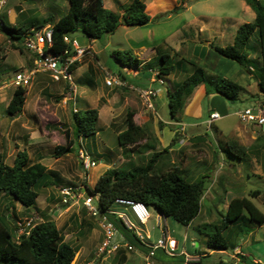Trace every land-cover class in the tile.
<instances>
[{"label":"rangeland","instance_id":"rangeland-1","mask_svg":"<svg viewBox=\"0 0 264 264\" xmlns=\"http://www.w3.org/2000/svg\"><path fill=\"white\" fill-rule=\"evenodd\" d=\"M129 2L130 0H104L108 9L120 13ZM146 2L147 12L152 17L146 25L123 24L115 32L103 33L100 38L90 42L80 32L70 33V37L77 39L78 44L83 42L92 44V52L94 51L82 56L78 60L77 68L81 67L73 72L77 90L76 107L81 111L97 108L101 110L102 115L97 123L96 136L84 138V145L80 138L76 137L69 155L64 154L60 157L54 155V148L57 144L66 143L65 131L68 129L73 134L74 127L73 101L68 100L64 103L68 88L53 84L51 77L42 80L39 78L42 73H37L31 85L27 87L26 115L13 120L7 112V106L15 87L7 84H10L18 71L32 66L29 57L32 53L26 48L23 51L15 48L6 35L0 34V54L3 57L0 61V129L4 130L7 125L10 126L9 134L0 141V149L5 153L6 162L12 165L15 159L14 144L23 139L28 141V136L19 135L34 130L40 137V131L42 132L46 143L41 147L28 149L33 160L36 159V152L42 157L45 156L43 163L57 173L58 178L55 179L57 184L41 187L37 205L28 208L30 211L35 209L40 216L52 218L61 229L64 239L78 248L74 264H85L93 258L100 238L103 239V232L98 219L90 217L84 208L72 205L64 211L58 210L57 206L61 200L60 187L86 183L92 189L97 179L108 168H115L124 173L134 171L135 167L145 165L154 152H162L156 159L158 172L166 173L174 167H179L180 175L190 180L206 175V187L212 185L211 193L208 195L211 194L215 202L202 198V211L195 218L194 225L202 222H222L228 204L234 197L246 196L264 212V129L256 124L243 123L238 116L239 110L256 104L259 97L263 96L259 83L263 77L264 56L261 52L259 32L256 30L249 39L247 68L214 49V46L225 47L232 44L239 26L254 20V10L246 0H146ZM11 10L17 17L13 22H10ZM68 10V0H8L1 14L11 24L28 27L45 23L44 20L47 18L52 22L57 21ZM46 25L47 23L44 27ZM208 40L210 44L207 43ZM153 48L162 49L173 56L175 71L164 78V83L146 84L154 89L161 87L165 91V95L159 97L156 104L153 99V107L150 108L142 101L138 91L130 86L137 85L135 81L125 80L123 87H112L107 86L105 80L107 72L118 75V72L123 70L122 64L114 56L115 51L131 50L137 57L134 51L138 50L139 58H146L151 55ZM175 52L177 54L174 56ZM124 59L130 60L125 55ZM197 64L202 65L207 75L213 79L229 77L242 85L243 89L237 100H227L219 95L226 102L227 114L208 125L207 120L211 111L208 109L205 85L194 87L193 94L185 101L184 109L178 114L180 122H185L186 129L180 128L174 132L178 125L165 123L172 121L166 94L167 86L173 91L174 83L183 81L193 73ZM124 68L132 72L130 67ZM124 73L128 74L126 71ZM126 96L133 99H129L128 105ZM106 104L107 107H103ZM131 104L137 108L135 121L147 127L150 133L148 139L131 144L130 151L125 153L118 142V132L126 128V114ZM33 108L37 109V113L30 116V110ZM193 121L200 123L201 132L207 133L209 143H199L190 137L193 131L188 124ZM181 126L183 127V124ZM216 127L219 129L217 135L214 134ZM243 127L246 131L239 136L238 132ZM21 128L23 132L19 131ZM232 140H237L247 147V153L241 159L234 157L232 161H228L220 149L222 146L226 147V143ZM82 147L97 162L88 169V175L78 157V151ZM172 147L179 148L169 151ZM212 150H217L218 158L222 162L221 171L217 176L212 165L202 156L203 152ZM256 189H259L261 194L251 196L250 192ZM9 201L17 205L12 211V216L10 218L7 216L10 225L18 224L19 220H25L35 214L22 207L14 197H7L0 191V207L3 213H6V207L11 205ZM111 210L116 215L122 212L136 226H143L126 206L113 204ZM149 210L151 218L147 228L151 232L152 240L156 241L161 230L155 223L158 212L152 206ZM61 212L64 213L61 215ZM160 220L161 227L165 223L169 234L178 241L176 252L178 255H182L180 253L182 248L194 254L196 251L206 252L202 259H189L188 264L240 263L236 253H242L264 264V223L259 224L250 219L247 211L225 230L224 236L228 241V248L225 250L209 249L206 246L207 236L194 227H187L172 217L161 216ZM212 232L213 230L209 229V233ZM80 249H83L82 253L78 254ZM156 253L165 264H183L179 256H169L162 249ZM105 264H147V258L141 248L136 247L123 256L108 257Z\"/></svg>","mask_w":264,"mask_h":264},{"label":"trees","instance_id":"trees-1","mask_svg":"<svg viewBox=\"0 0 264 264\" xmlns=\"http://www.w3.org/2000/svg\"><path fill=\"white\" fill-rule=\"evenodd\" d=\"M69 10L57 21L52 22L49 18L44 22L51 25L53 29V46L51 51L61 53L66 48L73 49L74 38L71 32H80L90 40L100 38L103 33H113L121 25L138 26L144 25L151 20L147 13L145 0H131L123 7L122 12L108 9L104 0H68ZM247 4L254 10L255 18L251 22L241 24L235 34L232 44L221 47L214 46L224 57L235 60L243 67L249 64V53L247 50L251 35L258 30L261 42V52L264 56V0H246ZM45 23L33 24L28 27L11 24L1 14L0 25L2 32L11 40L15 48L24 50L22 45L23 36L33 27L41 29ZM70 37V41L65 40ZM212 45V44H211ZM213 46V45H212ZM74 53V52H72ZM124 55L130 58L124 59ZM115 58L130 68L140 69L141 59L132 54L131 50H119L114 52ZM3 57L0 54V61ZM157 64V77L163 78L171 75L175 70L173 56L163 53L159 56ZM183 60V59H182ZM78 61L71 65L75 70ZM118 75L125 81L127 75L120 70ZM204 84L206 94L217 93L227 100H237L243 89L237 81L221 77L213 79L207 75L202 65H195L193 73L183 81L175 84L174 90L167 91L168 105L172 120L180 122L179 112L184 109L185 101L193 94L194 87ZM264 92V66L263 77L259 83ZM27 87H15L12 97L7 106V112L11 116L20 114L27 99ZM136 111L128 110L126 114V128L118 132V142L127 153L131 144H137L143 139L149 138V129L135 121ZM73 134L67 129L65 131L66 143L57 144L54 155L60 157L71 152L76 137H95L97 134V123L100 119L99 109L87 108L81 111L72 110ZM226 147L222 146L226 159L232 161L234 157L239 159L247 153V147L237 140L228 141ZM168 152V149H166ZM162 152H154L151 159L135 170L126 173L108 168L97 180L94 188L87 186L88 193L99 195L98 207L100 212H105L116 201L117 198H129L141 200L149 207L164 215L172 217L179 223L188 226L200 213L202 198L206 188L204 175L196 180H190L180 175L179 167H174L166 173H160L156 169V159ZM57 173L48 169L39 161H31L26 150L18 151L13 164L6 162V156L0 151V191L6 196L14 197L24 206L36 205L39 189L53 184L57 181L53 177ZM58 178V177H57ZM259 189L250 192L251 196H259ZM9 207L3 213L0 207V264H74L78 248L66 241L61 229L49 216H42V220L35 224L28 233H22L16 238L18 224L10 225ZM247 211L250 219L259 224L264 223V212L248 197H234L230 200L227 213L220 223L202 222L195 229L207 236L206 245L213 250H225L228 241L224 236L226 229L236 222ZM117 228L136 247L141 244L135 233L125 227L122 220L117 216H111ZM209 229L213 230L209 233ZM243 264V260H239ZM256 264H263L259 261Z\"/></svg>","mask_w":264,"mask_h":264},{"label":"built area","instance_id":"built-area-1","mask_svg":"<svg viewBox=\"0 0 264 264\" xmlns=\"http://www.w3.org/2000/svg\"><path fill=\"white\" fill-rule=\"evenodd\" d=\"M7 1L8 0H0V16L1 11ZM0 34L5 35L1 30V25ZM8 40L11 43V40L9 38ZM65 40L67 42L70 41V37L65 36ZM53 43V29L51 25H46L41 29H35L32 27L28 31V33L23 36L22 39V45L33 55L32 66L31 68L18 71L15 74L13 80L10 82V84H7V86L13 85L14 87H28L29 85H31L32 79L38 72H47L50 74L53 81L67 83L68 92L64 96V102L67 103L68 100H72L73 111H77V90L71 65L75 61H78L85 54L93 52L89 46L80 45L75 39L73 41V49L66 48L61 53H55L51 51ZM105 83L107 86L112 87H123L125 85V81L119 75H114L109 72H107ZM139 94L142 97L144 103H146L148 107L152 108L153 99L157 95V91L154 88H145L140 89ZM238 116L243 123L256 124L264 128V92L263 96L256 104L247 106L244 109L239 110ZM219 118H221L219 112H211L207 120L208 125H211ZM80 141L82 145H84L82 138H80ZM78 157L82 168L88 175V169L96 165V160L93 159L92 156L83 147L79 149ZM59 191L61 200L57 206L58 210L64 211L66 209H69L72 205H75L79 208H85L87 214L90 217L98 219V224L103 232V239L99 243L96 250V261L92 264H103L106 258L110 257L115 252H118L121 248H125L130 251L136 248V245L128 241L125 235L117 228L115 222L111 218V216L116 215L112 212L111 207L105 212H100L98 207L99 195H92L88 193L87 186L85 184L63 186L60 187ZM114 204H121L129 208V210L133 213L137 220L143 225L146 224L151 218L149 206L141 200L117 198ZM116 216L122 220L127 229L135 233L141 246L147 247L151 250L153 248H163L169 254H174L175 250L177 249L178 242L169 234L165 223L163 227H161L160 225L161 237L157 239L156 242H151V236L148 233H145L133 222H131V220H129L124 213L120 212ZM161 216L165 217L164 215L159 213L158 218L160 219ZM41 220L42 216H40L37 212H35V214H32L30 217L25 218V220H19L16 238H19L22 233H28V231ZM152 254L153 252L151 251L146 257L147 264H152ZM188 261L189 259H187V262Z\"/></svg>","mask_w":264,"mask_h":264},{"label":"crops","instance_id":"crops-1","mask_svg":"<svg viewBox=\"0 0 264 264\" xmlns=\"http://www.w3.org/2000/svg\"><path fill=\"white\" fill-rule=\"evenodd\" d=\"M131 1V0H130ZM145 3H146V5H147V2H146V0H145ZM247 3V2H246ZM247 9H248V7H247ZM146 11H147V8H146ZM11 13H12V18L10 19L11 21L10 22H13L14 21V19H15V17H16V14L14 13V11L13 10H11ZM148 14H149V12H147ZM9 17H11L10 15H9ZM255 18V17H254ZM16 19H17V17H16ZM151 19H152V17H151ZM150 22V21H149ZM148 22V23H149ZM148 23H146V24H148ZM13 24V23H12ZM15 24V23H14ZM146 24H144V25H146ZM47 25H49V24H47ZM121 25H123V24H121ZM143 26V25H142ZM87 38V37H86ZM77 40V39H76ZM88 40H89V42L90 41H92V40H90L89 38H88ZM95 40V39H94ZM78 42V41H77ZM201 42V41H200ZM207 43L208 44H210V42H209V40L207 41ZM80 44V43H79ZM83 46H89L90 48H91V50H93V47H92V44H87L86 42H83V43H81ZM80 44V45H81ZM143 48H145V47H143ZM94 52V51H93ZM135 52V54L137 55V57L139 58V51L138 50H135L134 51ZM163 53H167L166 51H162V49H160V50H155V48H153L152 50H151V55H148V57H146V58H140L141 59V65H140V69H135V68H131V71L132 72H130V71H127V70H125V68H124V66H123V72L124 71H126V73H128V74H126L127 75V80H133V82L135 81L136 83H137V85H133V84H131L130 86L132 87V88H134L135 90H137L138 91V93H139V90L140 89H143V88H153L151 85H147L146 86V84H148V83H164V78L165 77H163V78H158L157 77V75H156V72H157V70H156V66L155 65H153V66H150L149 64L150 63H153V64H157V61L159 60L158 58H159V56L161 55V54H163ZM177 54V52H175V54H174V56ZM211 54H210V52L208 53V56H210ZM30 57V64L32 65V61H33V55L32 56H29ZM32 57V58H31ZM81 67V66H80ZM80 67H78L77 69H75V70H73V72L74 71H76V70H78ZM31 68V67H30ZM25 69H28V68H25ZM250 69H252V68H250ZM175 71V70H174ZM249 71H251V70H249ZM38 73H42L41 74V76L39 77L40 79H42V80H45L46 79V77H51L50 76V74L49 73H47V72H38ZM174 73V72H173ZM172 73V74H173ZM129 76H132V78H130ZM226 78H229V77H226ZM52 79V78H51ZM231 79V78H230ZM53 81V80H52ZM176 83V82H175ZM175 83H174V85H175ZM53 84H55V85H62L63 86V88H68V85H67V83L66 82H55V81H53ZM151 86V87H150ZM204 88H205V86H204ZM107 90H108V88H107ZM155 90L157 91V95L154 97V102H155V104H156V102L158 101V99H159V97H163V95H165V91L161 88V87H157V88H155ZM168 90H171V89H169V87L167 86V89H166V94H167V91ZM263 92V91H262ZM205 94H206V91H205ZM206 97H207V99H208V109L211 111V112H214V111H217V112H219L220 113V115H221V117L222 116H224V115H226L227 113L225 112V110L227 109V106H226V102H225V100H224V98H222V97H220L219 96V94H217V93H211V94H209V95H207L206 94ZM126 98H127V100H126V102H127V105L129 104V102H130V100H133V99H130V97H128V96H126ZM130 99V100H129ZM259 99H260V97H259ZM259 99H258V101H259ZM143 101V100H142ZM257 101V102H258ZM256 102V103H257ZM65 103V102H64ZM26 104H27V100H26V103H25V105H24V108H23V110H24V112H23V110H22V112L20 113V114H18V115H16V116H12V118H13V120H17V119H19L20 117H22L23 115H26V113H25V110L27 109V108H25V106H26ZM107 105L108 104H106V105H104L103 107H107ZM100 108H102V107H100ZM199 109H201V108H199ZM128 110H134V111H137V108L136 107H134L132 104L130 105V109H128ZM37 109L36 108H33L32 110H30V113H29V115L31 116V115H35L37 112ZM137 113V112H136ZM101 110L99 109V117H100V119H101ZM197 116H199V113H197L196 114ZM165 123H168V124H176V125H178L177 126V128L174 130V132L175 131H177V130H179L180 128L182 129V128H185L186 129V127H185V122H176V121H167V122H165ZM183 124V127L181 126ZM213 124V123H212ZM8 127H6V128H4V130H2V129H0V141H3L4 139H2L5 135L7 136L9 133H8V131H10L8 128L10 127L9 125H7ZM188 126H190V129L193 131V133L190 135V137L191 138H195L196 140H198L199 141V143H203L204 142V144L207 142V143H209L208 142V139H207V133L205 132V133H202L201 132V129H200V123L199 122H197V121H193L192 123H190V124H188ZM264 129V128H263ZM20 132H23L24 130L21 128L20 130H19ZM244 131H246V129H244V127L243 128H241L240 129V131L238 132V135L239 136H241V134L244 132ZM214 134L215 135H217L218 134V132H219V129H218V127H216V129H214ZM19 136H21V137H25V136H28V141H25V139H23V140H21V142H17V143H15L14 144V149H15V157H16V155H17V153H18V151H20V150H26L27 152H28V154H29V157H30V159H31V161H33V162H35V161H39V162H41V163H43V160H44V157L45 156H43L42 157V155L39 153V152H36V155H35V158L36 159H34L33 160V157H32V154H31V152L29 151V149H28V147H36V148H38V147H41V146H43L45 143H46V140L45 139H43V136H42V132L40 131V137H38V135L36 134V131H34V130H32V131H28L27 133H23L22 135H19ZM254 136V135H253ZM255 137V136H254ZM63 144V143H62ZM220 145V144H219ZM179 147H176V148H174V147H172V148H170L169 149V151H173V150H175V149H178ZM201 149H202V146L200 147ZM0 151L1 152H3L4 153V151H3V149H0ZM220 151H222V149H220ZM5 154V153H4ZM67 155H69V153H67ZM203 157H204V160H207L208 161V163H210L211 165H212V167H213V169H214V173H215V175L217 176L219 173H220V171H221V168H222V162L219 160V158H218V152H217V150H212V151H207V152H203V155H202ZM14 157V158H15ZM44 165H45V163H43ZM48 169H50V168H48ZM54 171V170H53ZM55 172V171H54ZM57 177L56 176H54L53 177V179L55 180ZM98 180V179H97ZM97 182V181H96ZM211 187H212V185L210 186V187H206V190H205V193H204V195H203V198L204 199H209V200H211V201H214V198H213V196L210 194V195H208V193H211ZM4 193V192H3ZM7 197H11V196H7ZM18 201V200H17ZM10 202V206H9V215H10V217L12 216V214H13V210H14V207L15 206H17L16 204H14V203H12V201H9ZM20 202V201H19ZM215 202V201H214ZM21 203V202H20ZM37 203H38V198H37V202H36V205H37ZM22 204V203H21ZM36 205H34V206H36ZM22 207H24L25 209H29L28 207H26V206H24L23 204H22ZM8 208V206L6 207V209ZM85 209V208H84ZM86 210V209H85ZM29 211H30V209H29ZM202 211V210H201ZM31 212H35V209L34 210H32V211H30V213ZM64 213V212H63ZM62 212L60 213L61 215L63 214ZM159 214V213H158ZM60 215V216H61ZM149 221V220H148ZM194 221H195V219L187 226V227H194L195 228V226H197V225H194ZM148 223V222H147ZM147 223L146 224H144L142 227H140L145 233H148L150 236H151V232L148 230V228H147ZM155 223H156V225L157 226H159L160 227V225H161V220L158 218V216L156 217V220H155ZM161 228V227H160ZM161 237V230H160V234H159V236H158V238L157 239H159ZM102 241V238H100V241H99V243ZM150 241L151 242H156V241H153L152 240V236H151V239H150ZM206 241H207V239H206ZM178 242V241H177ZM99 243H98V245H99ZM97 245V246H98ZM179 245V244H178ZM178 245H177V249H178ZM207 246V245H206ZM140 248H141V250H142V252L143 253H145L146 254V257L149 255V253L152 251L153 252V254H152V256H151V263L152 264H165L160 258H159V256H157V250H159V249H162L164 252H165V254H167V255H169V256H179L180 257V260L181 261H183V264H188V262H187V259H192V258H195V260H198V259H202L205 255H206V252H203V253H201V251H196L197 253L196 254H194V253H189V252H187V251H185V249L184 248H182V250H181V254L182 255H178L176 252H177V249L175 250V252H174V254H169L168 252H166L163 248H153L152 250L151 249H149V248H147V247H143V246H140ZM210 249V248H209ZM82 250L83 249H80V251H79V253L78 254H80V253H82ZM96 250H97V247H96ZM96 250H95V252H94V256H93V258L91 259V260H89V261H87L85 264H92V263H94L95 261H96ZM211 250H213V249H211ZM128 251H130V250H127V249H125V248H121L118 252H115L114 254H112L111 256H113V257H116V256H118V255H120V256H123V254L125 255V254H127V252ZM132 251V250H131ZM237 254V253H236ZM187 255H188V257H187ZM199 255H201V257H198ZM245 256H247V255H245ZM108 258H106L105 260H104V262H103V264H105V261L107 260ZM257 262V261H256ZM195 263H197V262H195ZM198 264H200V262H198ZM236 264H240V263H236ZM243 264H245V263H243Z\"/></svg>","mask_w":264,"mask_h":264},{"label":"water","instance_id":"water-1","mask_svg":"<svg viewBox=\"0 0 264 264\" xmlns=\"http://www.w3.org/2000/svg\"><path fill=\"white\" fill-rule=\"evenodd\" d=\"M236 257L239 260H243L245 264H256V261L255 260L250 259L249 257L243 255L242 253H237L236 254Z\"/></svg>","mask_w":264,"mask_h":264}]
</instances>
